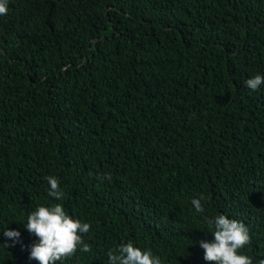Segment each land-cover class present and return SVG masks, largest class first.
Returning a JSON list of instances; mask_svg holds the SVG:
<instances>
[{
	"label": "trees",
	"instance_id": "trees-1",
	"mask_svg": "<svg viewBox=\"0 0 264 264\" xmlns=\"http://www.w3.org/2000/svg\"><path fill=\"white\" fill-rule=\"evenodd\" d=\"M8 9L0 264H38L25 225L56 203L91 225L92 251L62 264H109L128 242L162 264H209L204 217L218 214L249 229L242 254L264 259V84H245L264 75V0H9ZM49 176L62 200L48 196ZM8 229L21 233L15 246Z\"/></svg>",
	"mask_w": 264,
	"mask_h": 264
},
{
	"label": "clouds",
	"instance_id": "clouds-1",
	"mask_svg": "<svg viewBox=\"0 0 264 264\" xmlns=\"http://www.w3.org/2000/svg\"><path fill=\"white\" fill-rule=\"evenodd\" d=\"M9 0H0V16L6 15ZM248 88L258 90L264 84V75H256L245 81ZM111 179L110 174L106 176ZM50 188L48 196L62 200L65 193L61 190L56 177H46ZM203 196L193 198L191 204L197 213H204ZM206 224L213 229L211 241H200L204 249V259L209 264H254L253 258L242 254V251L251 243V236L247 226L236 219H230L225 214H218L213 218L204 217ZM27 231L38 238V242L30 247L29 259L38 261V264H58L76 254L78 250L91 252V246L85 242L83 234L89 233L91 225L74 219L65 211L62 204L39 206L32 211L26 223ZM4 237L13 239L15 246L21 233L18 230H5ZM109 264H162L159 256L151 250H142L132 242L120 245L108 253ZM257 264H264L260 259Z\"/></svg>",
	"mask_w": 264,
	"mask_h": 264
}]
</instances>
